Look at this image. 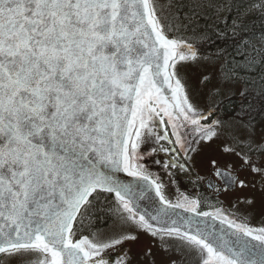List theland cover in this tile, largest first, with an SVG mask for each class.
<instances>
[{
	"label": "snow or ice",
	"instance_id": "snow-or-ice-1",
	"mask_svg": "<svg viewBox=\"0 0 264 264\" xmlns=\"http://www.w3.org/2000/svg\"><path fill=\"white\" fill-rule=\"evenodd\" d=\"M249 188L264 0H0V264H264Z\"/></svg>",
	"mask_w": 264,
	"mask_h": 264
},
{
	"label": "flooded vegetation",
	"instance_id": "flooded-vegetation-1",
	"mask_svg": "<svg viewBox=\"0 0 264 264\" xmlns=\"http://www.w3.org/2000/svg\"><path fill=\"white\" fill-rule=\"evenodd\" d=\"M160 127H161V130H162V128L164 126L161 125ZM161 144L163 145V143H161ZM163 147H165V146H163ZM205 148L208 149V150H211V152H212L214 157L219 158L220 152H219V149L216 146L215 147H214V145H212L211 147L204 146V147L201 148V150L199 152H197L196 154L193 155V163H194V165L199 164L200 162H202L203 157L200 154L203 152V150ZM215 148H216V150H215ZM168 158H169L168 154H166L163 151H159L158 153L155 154V159H158V160H161V161H167ZM209 162H210V159H207L206 162H205V166H204V172L200 173L201 176L207 177L209 175V169H210ZM149 167H150V171L154 175H156V174H161L162 175L163 174L162 165H156V164L150 163ZM195 171H197L196 168H195ZM244 175H248V179L249 180L253 179V177L251 175L247 174V173L242 174V178H243ZM185 187H187V185H184V184L181 185L182 189L185 188ZM237 196L253 197L255 199V201H256V203L254 205V208L256 210H259L258 209V207H259L260 210H261V201L264 200V197L261 196V194L259 193L258 190L252 189V188H249L248 190H245L243 192H241L239 190H236V191H230V192L224 193L223 195L220 196V200L223 201L222 205L221 204H216V201L211 198V193H209V200L203 205L202 210L203 211H210V210H212V206L223 207L225 210H230V205L234 202V200H235V198ZM258 215L261 216V212L260 211H259ZM253 218L251 219L250 222L257 224V222H255L253 220Z\"/></svg>",
	"mask_w": 264,
	"mask_h": 264
},
{
	"label": "rangeland",
	"instance_id": "rangeland-1",
	"mask_svg": "<svg viewBox=\"0 0 264 264\" xmlns=\"http://www.w3.org/2000/svg\"><path fill=\"white\" fill-rule=\"evenodd\" d=\"M161 143H163V146H165V147H167L168 145L166 144V143H164V142H161ZM216 145H214V147H215ZM215 150H216V148H215ZM202 157H203V160H202V162H200L199 164H196V165H194V167L197 169V171L199 172V173H203L204 172V166H205V162H206V160L207 159H211V158H213L214 156H213V154H212V152H211V150H208V149H204L203 150V152L200 154ZM258 209L259 210H256L255 209V216H254V218H253V220L255 221V222H259V220L261 219V216L260 215H258L259 214V211H260V208L258 207ZM261 212V211H260ZM253 224H255V223H253Z\"/></svg>",
	"mask_w": 264,
	"mask_h": 264
},
{
	"label": "water",
	"instance_id": "water-1",
	"mask_svg": "<svg viewBox=\"0 0 264 264\" xmlns=\"http://www.w3.org/2000/svg\"><path fill=\"white\" fill-rule=\"evenodd\" d=\"M122 176H123V174H122ZM124 178H125V179H128V180H131V179H132V178H130V177H126V176H124ZM150 195H153V196H154V193H150ZM141 203H143V202H141ZM177 211H181V210H177ZM185 215H187V214H185ZM214 223H216L217 226H220L218 221H216V222H214Z\"/></svg>",
	"mask_w": 264,
	"mask_h": 264
},
{
	"label": "trees",
	"instance_id": "trees-1",
	"mask_svg": "<svg viewBox=\"0 0 264 264\" xmlns=\"http://www.w3.org/2000/svg\"><path fill=\"white\" fill-rule=\"evenodd\" d=\"M225 103H226V104L228 103L227 99L225 100Z\"/></svg>",
	"mask_w": 264,
	"mask_h": 264
}]
</instances>
